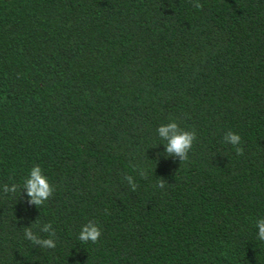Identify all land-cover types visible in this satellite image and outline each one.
I'll use <instances>...</instances> for the list:
<instances>
[{
    "label": "trees",
    "instance_id": "1",
    "mask_svg": "<svg viewBox=\"0 0 264 264\" xmlns=\"http://www.w3.org/2000/svg\"><path fill=\"white\" fill-rule=\"evenodd\" d=\"M199 2L0 0V264H264V0ZM173 121L187 161L157 133ZM45 223L54 249L24 236Z\"/></svg>",
    "mask_w": 264,
    "mask_h": 264
},
{
    "label": "clouds",
    "instance_id": "2",
    "mask_svg": "<svg viewBox=\"0 0 264 264\" xmlns=\"http://www.w3.org/2000/svg\"><path fill=\"white\" fill-rule=\"evenodd\" d=\"M193 7L197 10L203 8V5L199 0H193ZM159 137L165 141L164 150L167 156L176 157L180 162L187 161L189 159L188 153L190 152L193 142L196 140L195 131H186L181 129L176 122H169L163 124L157 128ZM224 141L235 147V153L237 155H243L244 149L240 147L241 137L229 130L224 135ZM140 175L142 178H146V172L141 171ZM124 179L127 181L131 190L134 192L137 188V184L134 182L132 176H125ZM157 187L163 189L165 187V181L159 179ZM28 197L27 203L29 205H35L37 208L44 205V203L53 195L54 186L51 185L47 177L42 173V169L39 166H34L24 180L23 188ZM3 193L15 194L18 191L16 184H5L3 185ZM21 191V190H20ZM20 193V192H19ZM107 214V210H105ZM258 228L257 239L264 241V219H259L256 222ZM40 232L47 233L48 238H41L39 235L33 232L31 227L24 228V236L33 245L40 248L54 249L56 247V232L52 228L51 223H45L39 226ZM101 237V229L94 221H89L83 225L79 232L78 239L82 243L91 242L93 244L99 241Z\"/></svg>",
    "mask_w": 264,
    "mask_h": 264
}]
</instances>
